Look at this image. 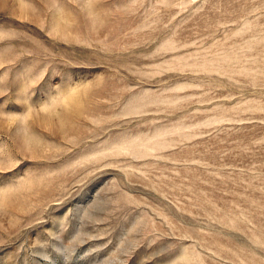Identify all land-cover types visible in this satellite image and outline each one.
Returning a JSON list of instances; mask_svg holds the SVG:
<instances>
[{
	"label": "rangeland",
	"instance_id": "obj_1",
	"mask_svg": "<svg viewBox=\"0 0 264 264\" xmlns=\"http://www.w3.org/2000/svg\"><path fill=\"white\" fill-rule=\"evenodd\" d=\"M0 264H264V0H0Z\"/></svg>",
	"mask_w": 264,
	"mask_h": 264
}]
</instances>
